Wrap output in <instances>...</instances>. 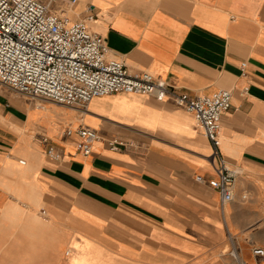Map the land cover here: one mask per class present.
Instances as JSON below:
<instances>
[{"label": "crops", "instance_id": "obj_1", "mask_svg": "<svg viewBox=\"0 0 264 264\" xmlns=\"http://www.w3.org/2000/svg\"><path fill=\"white\" fill-rule=\"evenodd\" d=\"M76 1L65 13L90 11L129 73L190 97L231 92L219 153L233 200L209 187L212 147L171 100L117 93L81 113L0 86V264H237L230 238L242 264H264V0ZM83 127L98 135L89 156Z\"/></svg>", "mask_w": 264, "mask_h": 264}, {"label": "built area", "instance_id": "obj_2", "mask_svg": "<svg viewBox=\"0 0 264 264\" xmlns=\"http://www.w3.org/2000/svg\"><path fill=\"white\" fill-rule=\"evenodd\" d=\"M76 0H0V86L38 104H53L86 112L93 98L117 93L171 100L184 108L212 147L209 158L215 177L208 181L220 204L233 200L235 173L222 160L221 115L231 108V92L220 90L212 96L190 97L148 73H129L122 61L110 57L106 40L91 30L94 15L89 11L77 21L64 15V8ZM244 68V66H242ZM68 130L66 135H72ZM77 150L89 156L98 140L96 131L83 127L76 131ZM38 142L46 155L60 156L47 136ZM121 142L113 141L115 151ZM230 258L239 260L231 238ZM253 254L264 256L254 249ZM231 264V263H228Z\"/></svg>", "mask_w": 264, "mask_h": 264}, {"label": "bare ground", "instance_id": "obj_3", "mask_svg": "<svg viewBox=\"0 0 264 264\" xmlns=\"http://www.w3.org/2000/svg\"><path fill=\"white\" fill-rule=\"evenodd\" d=\"M64 12H65V11H64ZM64 14H65L66 16H68V17L70 16V17L72 18L71 15H67L66 13H64ZM7 91H8V90H7ZM36 106H37V108H40L38 104H36ZM73 111H74V110H73ZM57 114H59V113H57ZM66 117H67V116H66ZM75 120H76V119H75Z\"/></svg>", "mask_w": 264, "mask_h": 264}, {"label": "rangeland", "instance_id": "obj_4", "mask_svg": "<svg viewBox=\"0 0 264 264\" xmlns=\"http://www.w3.org/2000/svg\"><path fill=\"white\" fill-rule=\"evenodd\" d=\"M65 15V14H64ZM66 16V15H65ZM68 17V16H67ZM69 18H71L70 16H69ZM73 21H76L77 19H75L74 17L73 18H71ZM35 107H37L36 106V104H35Z\"/></svg>", "mask_w": 264, "mask_h": 264}]
</instances>
